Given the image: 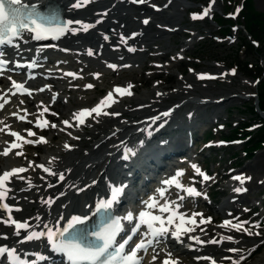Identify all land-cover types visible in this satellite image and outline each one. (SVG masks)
<instances>
[{
    "label": "snow or ice",
    "instance_id": "1",
    "mask_svg": "<svg viewBox=\"0 0 264 264\" xmlns=\"http://www.w3.org/2000/svg\"><path fill=\"white\" fill-rule=\"evenodd\" d=\"M92 2V0H76V3L72 4V8L79 9L81 7L87 6L88 3ZM133 4L136 3H145L146 0H131ZM35 4H25L22 0H0V46H11L14 49L19 50V46L14 44L15 40H24L28 39L41 41V40H60L64 38L66 35H76L80 31L88 32L90 29L95 27V24H99L101 21L97 20L95 23H85L82 20H64L63 22L53 23L49 18L40 15L36 10ZM207 9H205V14H207ZM193 18H197L195 15ZM202 18V17H201ZM144 24H148L149 20L145 19L143 21ZM72 25H77L78 27H72ZM136 35V34H133ZM105 40L108 39L107 36L104 37ZM124 38L121 37V40ZM67 50V49H62ZM128 51H135L134 48L129 47ZM94 53L92 50L87 51L88 56H92ZM5 55L4 52H0V57ZM8 63L7 60L0 59V70L4 68V66ZM28 67H32L33 65L29 64ZM16 67H23V65L17 64ZM109 68L115 69L117 66L115 64H108ZM127 67V65H125ZM191 71V70H190ZM67 76H73L74 73L68 72ZM97 76L99 74H96ZM200 78H204L201 76ZM11 79V77H9ZM12 85L21 90V92H27L29 95L31 93L28 89L24 87L23 84L17 83L15 80L12 81ZM86 87L92 88L93 85L89 84ZM43 91V89H41ZM117 93L121 91L120 88L115 90ZM131 94V93H129ZM15 95V93H13ZM159 95V93H158ZM108 100L112 99V94L109 93ZM22 104L24 101H20ZM116 101H113L115 103ZM7 103V101H5ZM111 104H106L104 100H102L97 106L92 107L91 109L81 110L77 115L79 119V124L83 125L85 120L89 117L95 119L100 117L101 115H115L118 116L117 112H109L106 111V108H111ZM4 105L0 104V108H3ZM45 112L48 111L47 108L44 109ZM95 114V116H93ZM15 115V113H14ZM55 115V113H53ZM164 117L170 115V112L166 111L161 114ZM21 120L24 117H20ZM159 119V117H153V123ZM65 125H69L68 121H63ZM39 126V125H38ZM57 124H52V128H56ZM2 131V129H0ZM11 136L15 137L16 140H23L24 143L31 144L34 143L32 140H26L23 136L19 135L17 132L13 131L10 133ZM27 135L29 137H33L36 135L31 129L27 130ZM40 143L45 142L43 138L39 141ZM12 148L21 147L20 144L13 143L11 145ZM64 147L68 149L70 146L65 144ZM132 151V150H128ZM3 155H8V152L5 151ZM16 155H23L21 152H17ZM37 167L43 168V171L49 173L50 175H56V173L50 172V169L44 167L42 165H38ZM191 167L195 170V172L202 177L203 181H208L211 179L207 174H205L196 164H192ZM26 168H14L11 171H5L2 175H0V201H4L6 198L8 200H15L14 191L15 189L6 186V182L8 185L11 184V177L16 176L17 179L26 180L27 178L23 176L17 175L18 173L26 172ZM70 172L71 169H68ZM183 170H178L175 175L171 178L163 181L162 183L169 186H175L178 189L182 188V185L179 181V177L183 176ZM43 179V178H41ZM233 179L240 181L241 184L244 183L243 176H235ZM250 179V178H249ZM59 180L64 181L65 176L63 173L59 174ZM53 185H49L52 187ZM28 187L31 188V183H28ZM25 189H20V191H24ZM82 190V189H81ZM246 189L237 187L234 189L235 192L239 193ZM123 191V186L113 187L111 188V199L99 202L97 206V211L100 209H110L113 204L118 202V198ZM188 196H200L201 193L198 192L195 188L188 187L184 189ZM157 192L161 198L165 196L166 189L160 188L157 189ZM63 195V193H61ZM206 198V197H205ZM180 201H183L184 197H178ZM44 204L51 206L53 201L51 199L44 200ZM181 205L176 202L165 201L163 205H158L157 200L154 197H150L149 201L146 202V208L149 211H140L138 215V223L134 227L131 228V235H127L126 238L122 239V242H117V236L123 231L121 221H132L133 215L132 213H128L124 217H115L111 218V222L105 224L99 231L93 232L90 234H81L77 232L75 229V225L83 223V219L78 216L71 217L68 220L66 226L61 230L60 228H56L55 230L50 227L48 224H44L43 227L45 231H27L30 228V225L25 220L24 222H20L16 219H12L10 213L13 211L19 212L21 209L19 207L10 206L9 203H0V211L6 212L9 215L6 220L0 221L6 223L9 227L14 226L13 235L20 236L21 230L26 231V235L18 241V243L23 244L25 242L31 241H41L42 238H46L47 243L52 247L54 251L61 252L66 255L70 264H140L137 253L140 250H147V246L152 245L156 242H159L158 238L165 237L167 235H171L177 242L181 241V237L187 233L194 232V227H184L185 223L187 224H196L195 217L201 216L199 221L200 224L211 223L212 218L208 217L205 220L200 213H193L191 217L185 219L183 213H179L178 209ZM161 213H169L167 218L160 215H153L150 210L156 209ZM247 211V209H245ZM36 219H40L39 216ZM61 219H64L61 216ZM86 219V217L84 218ZM175 221H179V223H175ZM58 223V222H57ZM248 221H240L238 223H232L230 220L223 221L221 227L230 225L232 229L237 232L243 231L248 235H260L259 232L253 233L248 228H245L244 225L248 224ZM172 226L170 229L168 226ZM141 225H146L147 232L141 233L142 236L149 237L148 239H141L139 242L135 243V246L131 249L130 253L125 254V246L129 244V241L133 239V236L136 235L139 231ZM69 229H72V232H69ZM203 231V229H201ZM68 234L65 237V234ZM87 235H91L95 237V240L98 243L85 242L87 240ZM63 238V239H61ZM7 241L9 237L4 235L0 237ZM189 240H193L196 244H217L220 241L216 239H210L208 241H201L198 236H188ZM223 240L233 241L234 237L229 235L222 238ZM229 251L236 252L239 251L237 248H229ZM0 257H4L8 264H26V261L22 260L17 255V249L15 247H9L7 244L0 246ZM39 259H45L44 257H38ZM198 257L197 259H200ZM155 259V257H153ZM202 259L209 260L210 257H202ZM163 264H178V261L175 259H165ZM212 264H216L215 260H212ZM235 264V262H234Z\"/></svg>",
    "mask_w": 264,
    "mask_h": 264
},
{
    "label": "rangeland",
    "instance_id": "2",
    "mask_svg": "<svg viewBox=\"0 0 264 264\" xmlns=\"http://www.w3.org/2000/svg\"><path fill=\"white\" fill-rule=\"evenodd\" d=\"M161 1L163 0H159V2ZM243 1L244 0H232V2H228V0H218L216 3V17L222 16L223 10L227 12L231 11L235 7H239L240 9L235 17L240 24V28L236 31L238 33V38L235 42H232L231 39L226 38L225 40H221L217 37V35L222 32L219 31V26L214 19L207 18L202 22H193L188 20L187 11L196 8L198 4H202L203 2H206V0H180L177 2L170 0L168 6L163 12H157V14L153 15L154 17L152 22L165 23L168 25H172L174 23L177 25L180 24V31L167 33L161 28L155 29L153 24L147 26L145 29L147 30L148 28V32H159L158 36L151 40V47L148 51H150V53H152V51H163L164 58L155 56L146 58L145 56H147V53H143L140 56L142 61L141 64L138 62L137 65L132 66L133 68L127 69L125 72L119 74L115 73L112 77H117L119 80L127 78L132 79L136 82L134 85L137 93L142 91L147 94H153L154 96L156 93L153 90L150 92L148 89L150 85L154 84L153 82H157L156 86L160 89L159 92L164 90V92H168L170 94L169 98L165 100L166 103H168L175 99L172 91H175L174 89L180 83L178 79L182 78V76H189V78L194 80V71L209 70L212 72H218V70L222 69L227 70L228 67L234 64V69L236 71L233 75H227V78L223 79L205 81L207 83L205 86L211 85V89H206L205 86L198 85L200 89L195 92L198 96L206 97V95H209L210 97H216L217 95H234L230 96L227 101L218 103L217 105L206 104L204 106H198L197 109L192 106L194 111L198 114L202 113V116L209 115L212 110L215 111L209 115V118L213 116L215 117L214 120L208 119V125H210L209 132L212 131L211 127L215 126L218 122H223L225 124V127L222 130L217 131L218 134L215 135L211 132V135L208 137L205 134L203 138L197 140V143H200L203 140L215 139L219 136L226 137L230 133L229 127L231 126V122L237 121L239 122L237 125H240L241 121H248L251 119H253L252 121L260 120L259 114L254 112L250 113L245 107V105H250L253 97L245 99L243 96L250 94V92H255L257 83H253L255 77L250 75V71L245 70L246 67H244V64L242 63L243 60L252 62L254 66L256 63H263L264 54H258L248 47V44L251 43L249 42V39L255 38L258 42L260 41L261 45L263 37L260 35H258V37L249 36V34H247L248 31H244V20L242 15L243 9L240 8V3ZM237 3H239L238 6H236ZM171 12H175L176 14L174 16L165 17L166 14ZM127 18H130V16ZM129 22H131V19H129ZM226 23L225 19L222 20L223 25ZM183 27L189 29V32L196 31V33H183ZM214 34L216 37H214ZM183 40H185V42H189L190 46L187 49H184V45L182 43ZM240 44H243V46H240ZM260 45L257 47L258 49L260 48ZM181 50L184 52V57L181 61L172 62L168 66L164 65L165 62L169 63L171 55L174 56L175 53H180ZM152 60L160 61L162 66L159 67L157 71L152 70V75H149L148 70L143 71L141 68L150 64ZM232 61L234 62L232 63ZM187 66L194 67V71L191 73ZM254 66L252 67L253 71L255 69ZM146 76L148 77L146 78ZM109 78V76L100 78V81H97L98 87L104 85L105 81ZM196 83L202 84L201 82ZM95 90L96 89H94V91H88L86 95L92 96L95 93ZM182 95L183 94L179 93L177 96L180 97ZM135 101L136 100L134 99L131 100L129 102L130 105L136 103ZM202 129L198 131L199 135L201 134ZM86 136L87 135L84 137ZM85 142L87 143V140L80 143L79 149L86 147ZM242 144L243 143L239 146H230L227 148H219L217 150H208L203 152V154L206 153L208 156V158L205 159V166L208 168L210 167L212 171L217 172L220 179H222L221 183L225 182L227 175L226 170L231 166L234 167V170L241 169L242 167L244 168L245 166L247 173L255 175V180L261 179L264 176V144L261 148L254 150L252 156H248L246 153H243L241 150ZM78 153L79 151L75 150L73 153H70L68 157L72 159L75 154ZM221 185L219 186L220 188H222ZM225 188L227 190V187ZM226 197L227 196L224 194L217 196L216 198L218 201L214 203L212 208L219 206L222 201L227 200ZM244 197L246 202L245 205H247V203L254 204L255 202H258L260 198L263 199L262 204L258 205V207L260 208L261 213H264V186H258V184L257 186L254 185L252 189L244 195ZM224 210L225 209L223 207L220 213H223ZM256 253L257 254L250 259L248 264L257 262V259L264 253V245L260 247Z\"/></svg>",
    "mask_w": 264,
    "mask_h": 264
},
{
    "label": "bare ground",
    "instance_id": "3",
    "mask_svg": "<svg viewBox=\"0 0 264 264\" xmlns=\"http://www.w3.org/2000/svg\"><path fill=\"white\" fill-rule=\"evenodd\" d=\"M56 1H59L60 3L63 2V0H56ZM174 1L177 2L178 0H174ZM74 3H76V0L74 1ZM112 3H114L113 0L112 1L111 0H101V2H100L101 6L100 7L96 6L92 9L98 10V11H101V9H103V8L108 9L112 5ZM63 6H65V12L68 13L70 7L66 6V5H63ZM114 6L112 7V10L110 11V13H112V14L116 13L115 15H117L118 18L113 16L114 17L113 23L104 20V21H102V23L96 25V27L99 28L98 37L102 41L105 40L104 39L105 36L108 37L107 40H109V41L113 40L114 39L113 32H114L115 27H117L116 25L121 26L122 22H123V24H126L129 22L128 18H125V12H124V14H121V11L124 10L125 8L124 9L118 8L117 10H115V9H113ZM214 8H215V5L209 9L211 14H213ZM127 9H129V8H127ZM140 9L142 11H145V12L148 11V8L145 6H142ZM74 12H75V17L79 18L80 14L88 15L92 11L91 12H85V11H81V8H79V9H75ZM175 14H176L175 12H171V13H168L166 15L167 16L168 15L174 16ZM156 36L157 35L155 33L145 32V34L142 35L140 46L145 48V46L147 45V42H149L151 39H154ZM78 38H79V36L74 37V38H72V40L67 41L66 43L68 45H70L71 43H74L73 47H75L77 44H80L81 41H83V38H81V39H78ZM94 40H97V39L92 38V35H88V39L85 41H87V42L89 41L92 43ZM97 41H99V39ZM87 42L85 43V45H88ZM184 45L190 46L188 43H184ZM49 55H51V53H49ZM49 55L47 56V60L50 57ZM139 56H140V54L137 55V57H139ZM61 59H66V58L64 57V55H61ZM97 59H98L97 57H93L92 59H90L91 64L93 63L92 66L96 65L95 61H98ZM137 59H139V58H137ZM93 60H95V61L93 62ZM79 64L82 65L83 61L79 62ZM219 72H221V70ZM185 78H187V80H185V81L178 80L180 83L176 88L177 92L173 93V94H177L180 92L181 94H183L182 97L175 100L176 102L181 101V99H183V98H187V102H189V105L196 107V109L198 106L204 105L207 102H212L211 100H208V99H204L205 101H203V99H201V98H196L197 94L195 92L200 89L198 84L193 82L191 80V78H189V76H187ZM182 84L183 85L188 84V85L181 87L180 85H182ZM184 88L188 89V94H184V91H185ZM205 88L211 89L212 86L207 85V86H205ZM205 88H203V89H205ZM130 89L131 88L129 87L126 91L125 87H124V91H126V92H128ZM148 94L140 93V94H138V97H136V99H138V101L136 100L135 104H139L140 102H149L150 101V106L142 107L139 110L132 109L129 107V105L127 106L124 104L117 103V105H115V107L112 110H115V111L119 110L120 113H124L126 115H128V114L129 115L136 114V115L134 117H130L129 120H119L118 122H117V119L119 117L123 116V114H120L119 116H117V118L111 119V123H110V125H108L109 128L107 130H103L102 134L99 133L98 129H99L100 125H105L104 123H100V124H98L99 126L97 125L96 127L90 128L89 131L85 134L95 135L98 132L96 135H99V136H95L94 140L91 143L85 142L86 147L81 149L82 151H80L81 152L80 154H75L74 158L71 159V158H68L67 156L70 153H73L76 149H79L80 143L84 142V138H85V137L82 138L80 135L76 136V133H74L71 137H69L70 143H72V145L69 149H72L73 152L66 151L67 155H65L66 157H64V159H63L62 154H59L56 152L57 150H53V152L46 150V152L49 155L53 154V157H52L53 162H52V165L50 167L56 173L55 176H58L60 173H62V172H60L61 169H62V171L71 169L70 172L67 171V173H66L67 178L65 179V182L68 183L67 186L71 182H75L78 179H81V180L79 181L78 184L76 183L75 187L80 186V185H84V191L80 192V194L78 196V198L79 197L83 198V201L80 204L77 203L78 198L75 199V201H68L66 203L57 202V200L54 199L52 196L56 191L51 192L49 194L52 196V199H51L52 201L56 200L55 203L53 204V207H57V209H61L64 213H66L64 215L65 218H67V214H73V216H84V206H86V205H84V203L87 202L88 198L92 201L93 198L98 197L99 194L101 193L102 185L105 182L109 181V179H111L112 177L117 176L119 174V170L115 169V167H116L115 162H117L119 164L122 161H119V159L115 157V154H113V156H112L111 153L109 155H107V153L111 152V151H113V153H114V150L116 148H119V146L123 143H127V144L131 143L132 142V135L137 132V129L140 127L142 121H145L144 116L150 115L152 113L151 112L152 111L151 106L156 105L158 102L163 100L162 98L161 99H155V98L150 99V96H152V95H150V94L148 95ZM163 96H169V94L164 93ZM218 96L219 95H217L216 98ZM229 97H230L229 95L223 96L220 99H221V101H223V100H227ZM81 99L82 98H79L77 100L79 101ZM187 102H185V103H187ZM197 102H201L202 104H198ZM69 103H72V100L69 101ZM169 105L170 104H166L163 107H167ZM144 108L147 109L148 111L139 112L140 110H143ZM113 130L115 132L112 135L106 137V134L110 131H113ZM74 139H75V143H73ZM89 141H90V139H89ZM104 147H105V149H104ZM126 147H128V146H126ZM69 149H67V150H69ZM124 150H125V148L123 150H121L120 153H122V151H124ZM49 155H47V156H49ZM143 158L144 157H142V159ZM111 160H113V162H111ZM240 171H242V170H240ZM87 176H88V178L85 179ZM98 178H100V181L102 182L101 185H100V181ZM56 180H58V179L52 180L51 176H47V178L45 180H43V182L40 183L41 188L42 189L46 188L45 182L50 181V182L54 183ZM254 185L257 186V184H254ZM46 192H47V190L43 191V195ZM30 194H32V192ZM22 195H24V193L20 194L21 197H22ZM240 200H241V203L244 202L245 197L241 198ZM223 205H226V208H229L228 206L235 207V208L237 207L235 204H230V203L223 201L222 204L217 208V210L220 211L221 208L223 207ZM23 207H24V210L28 209V207H26V206H23ZM68 210H70V211H68ZM36 213H39V211H37ZM20 215L21 216H25V215L28 216L30 214H28L27 211H24L22 214L20 213ZM34 215H35V213H34ZM56 217H58V213H56V215H54V217L52 219L54 220V219H56ZM215 231H217L219 233V237H217L216 239H218L220 242L218 244H214L213 248H208L207 250L209 252L217 251L218 247L222 246V247H224L223 252L228 253L229 248L225 244L227 242H230V241L223 240L222 238L231 235V233L236 231V230L233 229V231H232L229 228H223L222 229V228H219L216 226ZM241 232L244 233L243 231H241ZM234 241H236V240H234ZM234 241H231V242H234ZM239 245H241V244H239ZM159 250H160V247L156 246L154 249V255H156ZM171 252H172V250H171ZM172 254H173V256H176L178 258L179 257L184 258L182 254L177 255L173 252H172ZM253 264H264V253L261 255L260 258L257 259V262H255Z\"/></svg>",
    "mask_w": 264,
    "mask_h": 264
},
{
    "label": "trees",
    "instance_id": "4",
    "mask_svg": "<svg viewBox=\"0 0 264 264\" xmlns=\"http://www.w3.org/2000/svg\"><path fill=\"white\" fill-rule=\"evenodd\" d=\"M256 11H252V12H248V16H247V20H248V24H249V27L255 23H258V22H264V19L260 18L259 15H261L262 13L261 12H256ZM260 29H263L264 30V26L262 27H259ZM261 90H260V93H259V97H260V102H259V105L261 108H264V82L261 83ZM259 134L263 137L264 136V130H261L259 132Z\"/></svg>",
    "mask_w": 264,
    "mask_h": 264
}]
</instances>
